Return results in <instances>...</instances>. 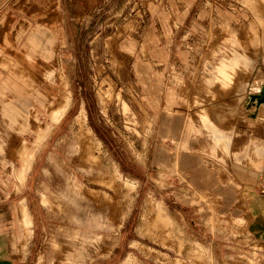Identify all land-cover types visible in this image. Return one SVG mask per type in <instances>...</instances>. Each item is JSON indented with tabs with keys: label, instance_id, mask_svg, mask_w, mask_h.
<instances>
[{
	"label": "rangeland",
	"instance_id": "obj_1",
	"mask_svg": "<svg viewBox=\"0 0 264 264\" xmlns=\"http://www.w3.org/2000/svg\"><path fill=\"white\" fill-rule=\"evenodd\" d=\"M262 2L0 0V259L264 264L249 211L264 195V145L249 179L199 120L231 127L232 141L264 140ZM230 48L247 69L222 87L216 67ZM82 127L97 158L80 156ZM22 145L35 149L23 182ZM21 199L33 220L26 253L13 244Z\"/></svg>",
	"mask_w": 264,
	"mask_h": 264
},
{
	"label": "bare ground",
	"instance_id": "obj_2",
	"mask_svg": "<svg viewBox=\"0 0 264 264\" xmlns=\"http://www.w3.org/2000/svg\"><path fill=\"white\" fill-rule=\"evenodd\" d=\"M262 1L264 2V0H262ZM263 2H262V4H263ZM254 3L256 4L257 2H254ZM254 3H253V5H254ZM255 15H256V13H255ZM262 27L264 29V26H261V28ZM251 28H252L253 32H255L254 28L253 27H251ZM262 35H263V40H264V33ZM259 38L260 37L256 33H254V36L252 39L253 40L252 44H254L255 46L258 45ZM230 49H231V52H230ZM230 49L227 52V55L222 57V59L220 60V62L218 63V65L216 67L217 74H218L219 79L221 80V86L222 87H225V84L232 80V78L238 72V69L239 70L240 69H242V70L247 69L246 68L247 65H245L246 64L245 58L241 57L244 55L237 57V55H235V49H233V48H230ZM69 105H70V98L67 96L62 97V100L60 102H58L53 108L50 109L49 119H50L51 123H58L63 118V116L65 115L67 109L69 108ZM199 117H200L199 120H200L203 128H205L206 132L209 134V137H210L209 140L212 143V146L219 147L221 149L220 152L225 157L227 156L229 158V160H230L231 155L233 157H236L243 150L244 147L252 148V152L250 153L252 156L253 154H255L257 152V146L264 145L263 139H261L257 136L251 135L249 133L248 134L244 133L240 138L231 142V127L230 128H222V127L218 126L216 124V122H214V121H212V119L208 118L207 113L204 111L200 112ZM85 118H86L85 117V111H84V108L82 107L80 109L79 113L76 114V116H75V122L82 126V124L85 121ZM47 129L43 128V127L39 128L37 136L40 139H43L48 132ZM78 136H80L79 140L81 142V153H82L80 155L81 158H85L86 160L90 159V158H97L93 154H91L92 139H91L90 131L87 129L84 130L82 127L80 129V133ZM18 154L20 156L21 167L16 168L15 174H17V176L19 177V180L21 182H23L25 180V177H26L28 170L30 169V167L32 165V161H33L34 155H35V149L30 148L26 145L25 146L22 145ZM257 156H259V157H254V156L251 157L250 163H252L254 166L260 167L259 166L260 162L258 161L260 158V155H257ZM24 201H25V199H21V201L19 202L20 222H21L23 229L24 228L26 229L25 233H26V236L29 238L32 236V233H33V230H32L33 221H32L31 213L27 209V206H26ZM42 202L45 205H48V204L51 205V201L49 200V198L47 196H44V195L42 197ZM161 208H163V207H161ZM162 212L160 213V210H157V212L155 214L161 215ZM164 214H166V213H164ZM162 216H161V218H164L165 215L163 217ZM167 219L169 220V218H167ZM176 230H178V229H176Z\"/></svg>",
	"mask_w": 264,
	"mask_h": 264
},
{
	"label": "crops",
	"instance_id": "obj_3",
	"mask_svg": "<svg viewBox=\"0 0 264 264\" xmlns=\"http://www.w3.org/2000/svg\"><path fill=\"white\" fill-rule=\"evenodd\" d=\"M245 134H248V133H245ZM231 142H233V141L231 140ZM260 147L261 146H257V152L255 154H253L252 156L250 154L252 152V148L244 147L243 150L236 157H233L232 155L230 157L231 163L232 162H235L236 164L240 163L239 164L240 167L246 168L247 170H252L249 174L246 175V177L249 179L254 180L257 178V173H255V172H257L259 167L254 166L252 163H250V158L253 156L259 157L257 155H260V158L258 161L261 164V158H262L261 153L262 152L260 151ZM237 173L244 174V173L239 172V171H237ZM255 176H256V178H255ZM25 204H26V200H25ZM16 208H17L16 209V215L14 216L16 234H15V238L13 240V244H16L17 242H19L20 246L23 248L22 252L26 253L27 252L26 248L28 245L27 241H29V240H26L25 242L23 241L24 231L22 229L21 222L19 221L20 220V212H19L18 206H16ZM27 209L29 210L28 207H27ZM249 211H250V214L253 218L252 221L255 222V226L253 227V229H254L256 234L257 233L259 234V235H255L253 233L252 236L254 238L258 237V238H260L261 242H264V195L263 196L261 195V197L258 196V197H254V198L250 199ZM32 235H33V233H32ZM31 237H29V238L25 237V238L30 239ZM258 254H260V253H258ZM0 264H11V263L8 262L7 256L4 257L2 255V257L0 259Z\"/></svg>",
	"mask_w": 264,
	"mask_h": 264
}]
</instances>
